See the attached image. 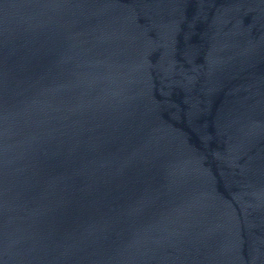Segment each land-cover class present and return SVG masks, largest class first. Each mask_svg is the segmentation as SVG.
Instances as JSON below:
<instances>
[{
    "label": "water",
    "instance_id": "1",
    "mask_svg": "<svg viewBox=\"0 0 264 264\" xmlns=\"http://www.w3.org/2000/svg\"><path fill=\"white\" fill-rule=\"evenodd\" d=\"M0 264H264V0H0Z\"/></svg>",
    "mask_w": 264,
    "mask_h": 264
}]
</instances>
